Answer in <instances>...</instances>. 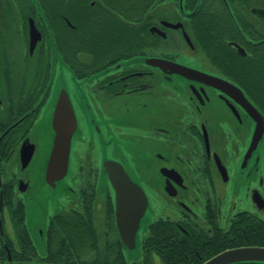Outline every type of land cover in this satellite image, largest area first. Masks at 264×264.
<instances>
[{
    "label": "flooded vegetation",
    "instance_id": "af4514ba",
    "mask_svg": "<svg viewBox=\"0 0 264 264\" xmlns=\"http://www.w3.org/2000/svg\"><path fill=\"white\" fill-rule=\"evenodd\" d=\"M64 89L77 128L68 172L51 187ZM121 169L146 193L140 223L156 211L152 223L175 225L189 245L256 246L231 245L264 229V0H0L3 264L125 257L111 180Z\"/></svg>",
    "mask_w": 264,
    "mask_h": 264
},
{
    "label": "water",
    "instance_id": "95a60500",
    "mask_svg": "<svg viewBox=\"0 0 264 264\" xmlns=\"http://www.w3.org/2000/svg\"><path fill=\"white\" fill-rule=\"evenodd\" d=\"M224 83L226 86L228 85L229 88H233V85L229 82ZM248 104L246 105L248 106ZM249 106H251V104ZM52 128L55 135L47 162L45 179L48 185L56 187L57 182L62 180L68 172L72 137L77 128L75 112L68 92L65 89L60 93L55 105ZM261 137L262 133L257 131L254 135L253 144L258 143L257 141ZM33 152V145H26L24 147L22 154L24 167L29 164ZM120 171V174L111 175V180L116 190L117 226L127 249L132 250L137 247V236L141 226L140 221L147 209L148 199L143 188L134 183L123 169ZM256 203L258 207L263 204L262 209H264L263 199L261 203L256 199ZM1 233L3 234L2 227ZM9 258H11V256ZM245 263L264 264V246L256 245L227 249L212 256L201 264Z\"/></svg>",
    "mask_w": 264,
    "mask_h": 264
},
{
    "label": "trees",
    "instance_id": "16d2710c",
    "mask_svg": "<svg viewBox=\"0 0 264 264\" xmlns=\"http://www.w3.org/2000/svg\"><path fill=\"white\" fill-rule=\"evenodd\" d=\"M20 228V233L23 232V223L18 224ZM236 240L237 243L231 246H245V245H261L264 246V229H258L252 231L251 238L244 237L240 238L239 236ZM189 237L181 234L179 229L168 222L156 221L149 226V233L142 240V249H143V260L141 262L128 263L125 260L123 254L118 256L114 262H109L107 264H154L152 256L155 254L158 255L159 259L163 264H201L212 256L218 254L221 250L225 249V246L218 248L213 242L208 245L206 250L202 241H198L200 244L197 245L196 242L190 241V245L187 244ZM23 241H20L22 244ZM50 260L53 262L58 261H69L71 258H63L57 256L56 253H53L49 256ZM12 259L16 261V264H21L23 261L22 256H12ZM8 256H0V264L8 261ZM20 261V262H18ZM85 264V263H80Z\"/></svg>",
    "mask_w": 264,
    "mask_h": 264
},
{
    "label": "rangeland",
    "instance_id": "374dc122",
    "mask_svg": "<svg viewBox=\"0 0 264 264\" xmlns=\"http://www.w3.org/2000/svg\"><path fill=\"white\" fill-rule=\"evenodd\" d=\"M30 172V178L32 180L33 186L36 188V190H40L41 194L36 193L37 199L45 205L43 196H46L45 193V188L43 185V177L41 170H39V167L34 164L30 167L29 169ZM57 193L54 192V198H56ZM34 208V207H33ZM32 208L33 213H37L38 209L35 207L34 209ZM158 212H151L149 211L147 215L144 217L142 223H141V228L139 230L138 236H137V247L132 249V250H126L125 252V257L128 263H133V262H141L143 260V249H142V240L143 236L147 234L149 225L154 222V220L157 219ZM160 264V263H158Z\"/></svg>",
    "mask_w": 264,
    "mask_h": 264
}]
</instances>
